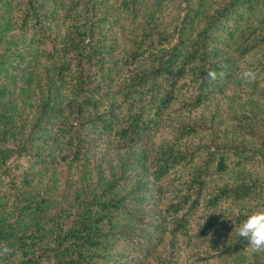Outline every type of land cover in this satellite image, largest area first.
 <instances>
[{"label":"trees","instance_id":"obj_1","mask_svg":"<svg viewBox=\"0 0 264 264\" xmlns=\"http://www.w3.org/2000/svg\"><path fill=\"white\" fill-rule=\"evenodd\" d=\"M260 208L264 0H0V264H264Z\"/></svg>","mask_w":264,"mask_h":264},{"label":"clouds","instance_id":"obj_2","mask_svg":"<svg viewBox=\"0 0 264 264\" xmlns=\"http://www.w3.org/2000/svg\"><path fill=\"white\" fill-rule=\"evenodd\" d=\"M240 75L246 83L256 79V73L252 69L243 70ZM238 235L248 242L250 253H264V208L253 210L245 216L238 228ZM8 252L9 249L4 246L0 255Z\"/></svg>","mask_w":264,"mask_h":264},{"label":"rangeland","instance_id":"obj_3","mask_svg":"<svg viewBox=\"0 0 264 264\" xmlns=\"http://www.w3.org/2000/svg\"><path fill=\"white\" fill-rule=\"evenodd\" d=\"M178 9L176 11L174 10H168L167 12V16L165 18V20L163 19H157L158 24H165V22L169 21L172 22L175 19V16H177L178 14ZM149 13H145L143 16V21H147L149 18ZM164 139H162L160 142L154 143L152 145V148L148 151L145 152H140L139 155L137 156L138 161L140 164L142 165H146L149 164L151 162V160L156 156V154L159 152V150L162 148V144H163Z\"/></svg>","mask_w":264,"mask_h":264}]
</instances>
